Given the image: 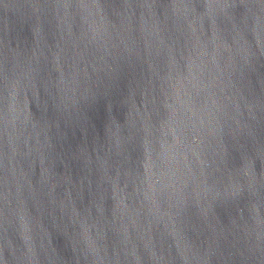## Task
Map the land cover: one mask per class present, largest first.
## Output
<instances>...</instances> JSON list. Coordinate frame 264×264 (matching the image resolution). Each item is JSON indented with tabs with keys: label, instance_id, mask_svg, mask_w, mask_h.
<instances>
[{
	"label": "water",
	"instance_id": "1",
	"mask_svg": "<svg viewBox=\"0 0 264 264\" xmlns=\"http://www.w3.org/2000/svg\"><path fill=\"white\" fill-rule=\"evenodd\" d=\"M0 264H264V0H0Z\"/></svg>",
	"mask_w": 264,
	"mask_h": 264
}]
</instances>
